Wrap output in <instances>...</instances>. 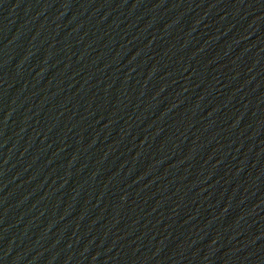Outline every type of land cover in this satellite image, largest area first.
I'll return each instance as SVG.
<instances>
[{
  "label": "water",
  "instance_id": "obj_1",
  "mask_svg": "<svg viewBox=\"0 0 264 264\" xmlns=\"http://www.w3.org/2000/svg\"><path fill=\"white\" fill-rule=\"evenodd\" d=\"M0 264H264V0H0Z\"/></svg>",
  "mask_w": 264,
  "mask_h": 264
}]
</instances>
